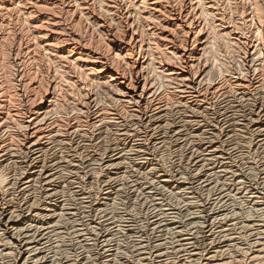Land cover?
<instances>
[{
  "label": "bare ground",
  "instance_id": "1",
  "mask_svg": "<svg viewBox=\"0 0 264 264\" xmlns=\"http://www.w3.org/2000/svg\"><path fill=\"white\" fill-rule=\"evenodd\" d=\"M142 215L161 264H264V0H0V264Z\"/></svg>",
  "mask_w": 264,
  "mask_h": 264
},
{
  "label": "rangeland",
  "instance_id": "2",
  "mask_svg": "<svg viewBox=\"0 0 264 264\" xmlns=\"http://www.w3.org/2000/svg\"><path fill=\"white\" fill-rule=\"evenodd\" d=\"M126 201H127V199H126ZM133 206V207H132ZM137 206V207H136ZM140 205L139 204H131V206L129 207L130 209H133L134 207L135 208H138ZM232 206H233V203L231 204L230 203V205H229V208L228 209H230V207L232 208ZM122 208H123V206H121ZM120 207V208H121ZM242 207H244V204H242ZM121 210V209H120ZM135 211V210H134ZM133 211V212H134ZM135 212H138L137 210L135 211ZM134 212V213H135ZM182 214H184V213H182ZM141 219V220H140ZM136 220H139V221H135V223H133V224H135V233H129L128 232V230H126L125 232H126V234H128V235H126V236H122V239H123V242L121 243V244H124V245H122V247H121V250H123L124 252H127V253H131L130 255H128V257H123L122 256V258L120 257V259H116V262L118 263V264H121V262L122 263H124V264H136L137 262V260H138V258H137V256H136V253H140V252H142V251H144L146 254V257H147V259L145 260H143V264H161V262H160V260L158 259H155V258H153V256L152 255H149V252H151L152 253V251L154 250L153 248H155V245H156V242L158 241V237H156V238H154L152 235L150 236L149 235V231L147 230V229H143V226H141L142 224H141V222H143L144 221V216L142 215V217H139V218H136ZM227 222H229V221H227ZM226 222V223H227ZM140 225V226H139ZM79 228H82L83 226L81 225V226H78ZM140 227H141V229H140ZM137 229V230H136ZM144 230V231H143ZM145 230H146V233H145ZM82 231V230H81ZM82 232H84V231H82ZM99 232V231H98ZM148 232V233H147ZM139 233V234H138ZM144 233V234H143ZM72 234V235H71ZM148 235V236H147ZM71 236V237H70ZM77 237V238H76ZM129 237V238H128ZM150 237V238H149ZM162 237V236H161ZM161 237H159V238H161ZM169 237V236H168ZM69 239H70V242H69V246H70V248H71V252H73V250H74V248L75 247H77L76 245H73L72 243L74 242V241H81V240H78V239H82L81 237H79V235L77 234V233H73V232H71L70 233V235H69V237H68ZM113 238H114V235H113ZM112 238V239H113ZM151 239H153V240H151ZM157 239V240H156ZM169 240V239H168ZM73 241V242H72ZM113 242V241H112ZM81 243H85V242H81ZM143 243V244H142ZM145 244V245H144ZM154 244V245H153ZM87 245V244H86ZM84 249V248H83ZM126 249V250H125ZM140 249V250H139ZM153 249V250H152ZM78 250H82V249H78ZM68 251V250H67ZM138 251V252H137ZM140 251V252H139ZM69 252V251H68ZM71 254V253H70ZM90 254H93L92 252H90ZM69 255V254H68ZM149 257H148V256ZM130 256H131V258H130ZM172 256V255H171ZM125 258H127V259H125ZM134 258V259H133ZM131 259V260H130ZM170 259V258H169ZM172 259V258H171ZM128 260V261H127ZM132 261V262H131ZM133 261H135V262H133ZM129 262H131V263H129ZM116 263V264H117Z\"/></svg>",
  "mask_w": 264,
  "mask_h": 264
}]
</instances>
